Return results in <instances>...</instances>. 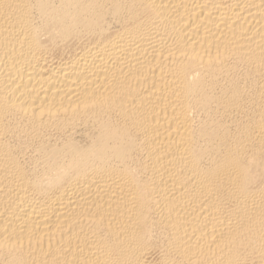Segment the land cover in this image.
<instances>
[{"label": "bare ground", "instance_id": "1", "mask_svg": "<svg viewBox=\"0 0 264 264\" xmlns=\"http://www.w3.org/2000/svg\"><path fill=\"white\" fill-rule=\"evenodd\" d=\"M0 264H264V0H0Z\"/></svg>", "mask_w": 264, "mask_h": 264}]
</instances>
